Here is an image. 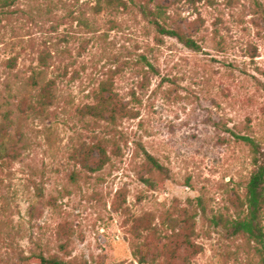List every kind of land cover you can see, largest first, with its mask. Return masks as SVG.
I'll return each mask as SVG.
<instances>
[{"label":"rangeland","instance_id":"obj_1","mask_svg":"<svg viewBox=\"0 0 264 264\" xmlns=\"http://www.w3.org/2000/svg\"><path fill=\"white\" fill-rule=\"evenodd\" d=\"M2 2L0 126L17 154L0 167V264H39L27 259L34 251L139 264L131 244L151 233L147 264H165L166 248L177 264H264L253 243L210 221L235 214L254 169L239 136L264 151V0H157L199 51L158 34L131 2L100 11L96 0ZM107 79L132 110L115 126L82 113ZM47 82L54 98L42 110ZM100 138L109 161L80 170L71 151ZM146 153L164 173L151 172ZM135 219L146 226L134 232Z\"/></svg>","mask_w":264,"mask_h":264},{"label":"trees","instance_id":"obj_2","mask_svg":"<svg viewBox=\"0 0 264 264\" xmlns=\"http://www.w3.org/2000/svg\"><path fill=\"white\" fill-rule=\"evenodd\" d=\"M3 1V2H2ZM8 0H0L1 4H7ZM129 2L136 5L142 16L154 26L158 34L175 38L178 42L189 49L199 51L200 46L197 42L183 29L175 24L168 25L166 21L167 13L165 6L157 2V0H142L135 3L134 0H96L94 8L96 11L102 9L115 10L124 9L129 6ZM46 53L39 55L40 64L47 65ZM140 58L146 62L150 69H154L153 65L147 60L146 56L140 55ZM10 65H15V59L9 60ZM146 77V74L144 75ZM34 83H36L34 79ZM110 79L104 80L93 93V103L86 105L83 109V114L88 115L91 119L98 123L100 120H108L110 125H117L118 121L125 117L132 115L131 109L123 104L111 94ZM108 93V94H106ZM54 94L51 82H47L40 87V95L36 104L42 110L46 105L53 102ZM19 107L24 110L27 106L26 101H21ZM241 140L247 143L251 149L252 164L254 169L245 184L243 197L237 199L235 214L230 217L221 215H214L210 221L215 225L221 226L232 236L242 235L247 239L248 243H253V248L261 257L264 263V225H263V211H264V151L260 148L259 143L250 136H239ZM107 141V140H106ZM98 153L99 159L96 163L94 154ZM16 146L10 135L3 132L2 125L0 126V167L6 166L16 157ZM70 157L78 165L80 170L90 171L94 169L91 163L96 164V168L100 169L105 163L109 161L107 155L106 145L104 141L96 139L91 143H81L76 146L70 153ZM146 161L151 169V172L164 173V166L151 154L146 153ZM75 173H72L74 175ZM166 175V174H164ZM144 181L150 186L155 187L157 184L150 178H145ZM192 217L188 213H182V220L192 226ZM134 232L140 227L146 226V219L134 220ZM179 236V233H176ZM151 236L146 235L143 240L132 242V253L139 264H147L148 257L151 255V249L155 248L154 240ZM187 246L197 247L196 244L187 240ZM165 264H177L173 261L176 251L174 249L166 248L164 252ZM155 263V254L150 256ZM35 259L39 264H80L74 260L60 258L59 256L44 255L43 252H32L27 259Z\"/></svg>","mask_w":264,"mask_h":264}]
</instances>
